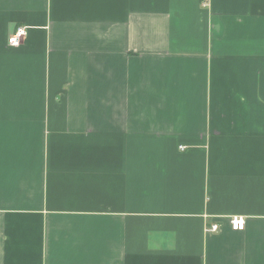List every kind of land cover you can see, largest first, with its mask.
I'll return each mask as SVG.
<instances>
[{
    "label": "crops",
    "instance_id": "1",
    "mask_svg": "<svg viewBox=\"0 0 264 264\" xmlns=\"http://www.w3.org/2000/svg\"><path fill=\"white\" fill-rule=\"evenodd\" d=\"M0 264H264V0H0Z\"/></svg>",
    "mask_w": 264,
    "mask_h": 264
},
{
    "label": "built area",
    "instance_id": "2",
    "mask_svg": "<svg viewBox=\"0 0 264 264\" xmlns=\"http://www.w3.org/2000/svg\"><path fill=\"white\" fill-rule=\"evenodd\" d=\"M26 30L24 27H19L16 31L9 37V43L12 45L20 44L21 40L23 39ZM231 226L235 230H242L245 227V219L243 217H233L231 219ZM210 231H217L219 229L218 224H212L208 227Z\"/></svg>",
    "mask_w": 264,
    "mask_h": 264
}]
</instances>
